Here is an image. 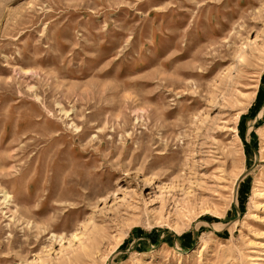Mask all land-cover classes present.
<instances>
[{
  "label": "rangeland",
  "instance_id": "obj_1",
  "mask_svg": "<svg viewBox=\"0 0 264 264\" xmlns=\"http://www.w3.org/2000/svg\"><path fill=\"white\" fill-rule=\"evenodd\" d=\"M0 264H264V0H0Z\"/></svg>",
  "mask_w": 264,
  "mask_h": 264
}]
</instances>
